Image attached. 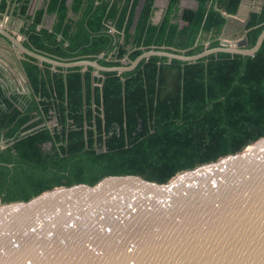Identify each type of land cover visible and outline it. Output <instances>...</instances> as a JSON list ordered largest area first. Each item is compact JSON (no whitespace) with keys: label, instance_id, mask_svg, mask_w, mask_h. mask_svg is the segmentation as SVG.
<instances>
[{"label":"trees","instance_id":"obj_1","mask_svg":"<svg viewBox=\"0 0 264 264\" xmlns=\"http://www.w3.org/2000/svg\"><path fill=\"white\" fill-rule=\"evenodd\" d=\"M181 1L169 0L155 23V0H145L138 17L140 0H44L22 30L24 44L103 66L129 65L151 49L194 55L220 46L223 12L237 14L242 2L196 0L181 12ZM253 1L248 48L264 29V0ZM46 12L56 15L51 29L39 28ZM20 66L31 89L25 104L0 92V203L106 175L166 182L264 136V41L253 55H151L132 70L99 75L92 66H53L28 55Z\"/></svg>","mask_w":264,"mask_h":264},{"label":"water","instance_id":"obj_2","mask_svg":"<svg viewBox=\"0 0 264 264\" xmlns=\"http://www.w3.org/2000/svg\"><path fill=\"white\" fill-rule=\"evenodd\" d=\"M252 3L242 0L237 14L223 12L226 23L218 47L194 55L151 49L124 66L66 62L31 49L22 31L28 19L11 31L0 27V36L21 52L20 58L24 54L53 66H82L83 71L92 66L96 75L132 70L151 55L186 61L218 51L253 55L264 41V29L248 48ZM3 53L0 49L1 58ZM18 73L22 86L0 61L4 94L9 89L17 95L20 87L30 94L26 72ZM0 264H264V136L166 182L138 174L106 175L93 185L55 186L29 200L0 203Z\"/></svg>","mask_w":264,"mask_h":264},{"label":"crops","instance_id":"obj_3","mask_svg":"<svg viewBox=\"0 0 264 264\" xmlns=\"http://www.w3.org/2000/svg\"><path fill=\"white\" fill-rule=\"evenodd\" d=\"M168 3L169 0H155L154 5L157 8L155 15L153 17L155 23H158L161 20L168 6ZM256 5H257L256 1H253L251 9L258 8ZM2 6H4V8H1ZM43 6H44V0H0V11L5 12L9 10L7 11L9 15H4V17L0 15V27L6 29L7 31H11L10 28L11 26L12 28L16 26L17 27L22 26L25 20L27 19L31 24L37 9ZM25 7L27 8V11L23 12L22 9ZM180 7H181V12H183V10H185L186 8H192V9L196 8L197 1L182 0L180 3ZM19 16L23 17L24 19L23 20L20 19ZM55 19H56L55 14H48L46 12L42 25L47 28H52ZM180 24L181 26L186 24V22H184L183 20V17L180 18ZM0 44L3 46V48L0 47V49H2L4 52L3 53L4 57L3 58L0 57V61H2L6 65V67L9 68V70L14 74L15 81H17V83L22 86L23 84L22 75L18 73V69H22L20 66V61L24 59L25 55L22 54V58H20L21 52H17V48H15V46L12 45L10 43V40L7 39L5 36L2 35L0 36ZM24 90L25 89L23 88L21 92Z\"/></svg>","mask_w":264,"mask_h":264},{"label":"flooded vegetation","instance_id":"obj_4","mask_svg":"<svg viewBox=\"0 0 264 264\" xmlns=\"http://www.w3.org/2000/svg\"><path fill=\"white\" fill-rule=\"evenodd\" d=\"M19 86H21L20 84H19ZM21 88V87H20ZM18 89V91H20V93L19 94H17V95H12L11 93H10V90L9 89H7V91H6V93L4 94L1 90H0V92L3 94V95H5L6 97H11V96H15L16 98H17V101L18 102H21L22 104H25V98H26V96L28 95V93H27V90H24V91H22L21 92V90H22V88L21 89ZM56 122H51V124H55ZM42 125V124H41ZM1 144H4L3 143V141H2V143Z\"/></svg>","mask_w":264,"mask_h":264},{"label":"rangeland","instance_id":"obj_5","mask_svg":"<svg viewBox=\"0 0 264 264\" xmlns=\"http://www.w3.org/2000/svg\"><path fill=\"white\" fill-rule=\"evenodd\" d=\"M184 22H186V21H184Z\"/></svg>","mask_w":264,"mask_h":264}]
</instances>
